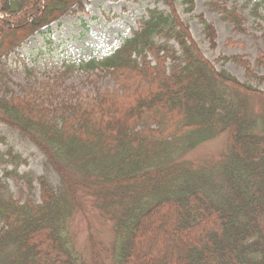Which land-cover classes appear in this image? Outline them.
<instances>
[{
    "label": "trees",
    "instance_id": "obj_1",
    "mask_svg": "<svg viewBox=\"0 0 264 264\" xmlns=\"http://www.w3.org/2000/svg\"><path fill=\"white\" fill-rule=\"evenodd\" d=\"M89 1L0 0V49L69 11L85 12ZM161 2L165 11L148 10L117 47L60 74L98 72L110 87L55 105L46 83L22 96L0 89V123L26 138L59 180L54 189L36 178V202L33 179L17 172L26 161L0 152V264H144L163 254L177 255L166 264H264V91L250 84L264 85V76L238 57L221 61L239 65L246 82L217 70L179 18L177 0ZM183 3L192 10V0ZM252 6L264 21V0ZM212 7L243 32L241 16ZM198 19L214 47V28ZM6 78L0 69V83ZM222 135L217 157L184 159ZM13 177L24 181V199L10 191ZM79 196L113 234L103 256L89 236L87 262L68 235Z\"/></svg>",
    "mask_w": 264,
    "mask_h": 264
},
{
    "label": "rangeland",
    "instance_id": "obj_2",
    "mask_svg": "<svg viewBox=\"0 0 264 264\" xmlns=\"http://www.w3.org/2000/svg\"><path fill=\"white\" fill-rule=\"evenodd\" d=\"M183 1L185 0H177L176 12L187 25L190 37L206 60L240 83L247 81L243 69L232 61H221L222 58L238 57L249 63L254 74L264 76V21L251 15L252 5L256 0L249 4L247 0H192L191 11ZM213 5L233 10L241 16L243 32L234 31L229 22L222 20V14L213 9ZM84 7L85 12L69 11L48 28L4 44L0 49V69H3L7 78L0 83L2 92L11 91L22 96V90L38 89L41 83H46L51 89L55 105L72 101L78 94H93L96 89L110 87L112 82L109 78L98 72L84 73L76 67L63 78L60 74L66 65L86 60L97 51L100 54L107 53L117 47L121 40L131 37L139 28L140 22L146 18L148 10L156 8L165 11L161 0H90ZM258 12L262 13L260 10ZM199 17L214 28V47L210 46L202 34ZM15 46L18 47L12 51ZM257 61L261 63L256 64ZM26 70L32 74L27 75ZM250 84L264 91V85L258 86L255 81ZM2 95L0 92V96ZM9 96L7 93L6 97ZM224 136L199 146L184 159L192 161L205 156L217 157L224 150ZM8 149L26 161L18 166L17 172L33 179L34 201H39L40 193L36 178L45 177L54 189L59 186L56 174L45 166L43 155L18 132L0 123V152L4 153ZM8 169L12 167L9 166ZM7 183L15 198H19L21 192L22 199L25 198L27 187L23 180L13 177ZM77 205L69 219L68 235L80 261L87 262L89 236L95 240L103 256L110 248L113 234L110 224L98 216L89 199L79 196ZM175 256L177 255L163 254L143 261L144 264H166Z\"/></svg>",
    "mask_w": 264,
    "mask_h": 264
}]
</instances>
